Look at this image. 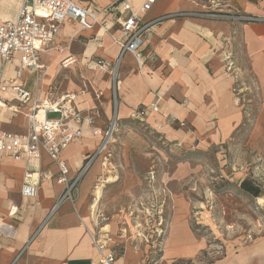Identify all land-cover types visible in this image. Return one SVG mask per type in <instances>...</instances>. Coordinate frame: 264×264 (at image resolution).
Returning a JSON list of instances; mask_svg holds the SVG:
<instances>
[{
    "label": "crops",
    "instance_id": "crops-1",
    "mask_svg": "<svg viewBox=\"0 0 264 264\" xmlns=\"http://www.w3.org/2000/svg\"><path fill=\"white\" fill-rule=\"evenodd\" d=\"M76 1L89 8L97 20L87 17L90 27H84L78 20L63 24L51 49L41 53V63L52 64L56 59L60 63L68 57L75 60L70 64L73 69L77 65L91 66L94 63L96 65L92 68L97 71L98 79L109 73L97 65L98 60L103 59L110 66L117 60L120 53L117 40L122 38L121 21L131 11L119 9L118 0ZM14 2L15 7L12 6ZM130 2L133 10L139 12L145 0ZM210 2L225 10L264 14V0H156L148 12L141 14L142 21L146 23L161 16L170 17L153 23L144 33L139 55L141 70L133 54L126 53L122 58L118 70L122 85L117 86L119 121L130 119L132 108L138 105L157 103L168 116L152 113L147 123L160 122L173 128V125L186 122L198 137L209 138L215 143L228 136L242 121V107L234 92L236 80L226 74L223 55L227 51L236 52L243 61L240 60V63L245 72L264 90V23L238 24L205 17L175 15L207 10ZM20 5L21 0H3L0 3V21L14 18ZM59 47L61 51L57 49ZM45 54L49 55L47 59ZM18 66V58L8 64L4 68V79H15L17 83L23 84L33 99L24 104L12 90L2 94L0 131L24 134L35 100L42 99L51 103L61 100L65 95L50 98L44 92L41 94L39 80L34 81L38 73L25 69L17 77ZM141 72L145 77L140 75ZM33 81L35 83L32 86ZM79 89L76 91L79 92ZM78 99L81 97L67 99L70 100L68 105L76 110L91 109L89 102H79ZM261 108H264V103ZM47 117L50 118L49 114ZM111 117L112 114L107 118L101 116L98 123L104 127ZM98 144V138L87 137L81 143H71L62 152L61 159L67 163L71 174L81 169L87 156L95 152ZM103 157L101 155L95 160L82 179L77 201H67L54 211L63 191V185L56 181L59 172L57 162L46 152H42L39 159L29 162L4 158L0 182V264H101L90 236V233H96L99 229L111 238L109 247L117 253L115 264H137L128 248L120 254L113 244L110 218L105 204L96 194L95 184L99 175H89L97 160L100 172ZM27 169H42L55 176L40 184L36 198L21 194ZM90 191L93 192V199L89 201L87 198ZM94 202L96 210L107 216V220L99 224L91 216ZM121 231L124 233L125 230Z\"/></svg>",
    "mask_w": 264,
    "mask_h": 264
},
{
    "label": "rangeland",
    "instance_id": "rangeland-1",
    "mask_svg": "<svg viewBox=\"0 0 264 264\" xmlns=\"http://www.w3.org/2000/svg\"><path fill=\"white\" fill-rule=\"evenodd\" d=\"M234 55L243 119L228 136L215 143L198 137L186 122L171 128L120 120L108 161L103 158L107 168L100 163L99 172L97 160L89 171L99 175L95 185L102 176L113 179L101 195L112 242L120 254L128 248L137 264H264L258 253L264 243V90ZM117 63L111 66L115 74ZM95 65L73 69L60 61L54 75L38 72L34 81L39 80L41 94L60 98L71 91L107 118L118 87L115 92L111 72L97 79ZM245 179L261 187L262 201L241 189ZM87 199H93L92 191Z\"/></svg>",
    "mask_w": 264,
    "mask_h": 264
},
{
    "label": "built area",
    "instance_id": "built-area-1",
    "mask_svg": "<svg viewBox=\"0 0 264 264\" xmlns=\"http://www.w3.org/2000/svg\"><path fill=\"white\" fill-rule=\"evenodd\" d=\"M2 1L0 0V3ZM118 2L117 7L119 9L131 11V13L121 21L122 38L117 40L120 45L117 61L119 62L126 53H131L135 56L138 68L141 70L139 55L140 47L144 43V33L153 23L163 21L170 16H161L145 23L142 21L141 14L148 12L156 0H145L139 12L133 10L130 0H118ZM175 15L205 17L238 24L264 23V14H247L235 10H225L212 3L204 11L182 12ZM87 17H92L93 21L97 20L89 8L81 6L76 0H21L16 16L0 21V96L12 90L22 103H29L33 99L31 92L23 84L17 83L15 79L6 81L4 68L18 58L17 77H20L25 69L37 73L45 72L47 67L41 63V53L51 49L62 25L70 20H78L84 27H90L91 24L87 22ZM234 57L233 51H227L223 55V60L226 74L234 77L236 84L241 78V74ZM74 61L72 57L66 58L64 60L65 67ZM97 65L101 69L111 72L116 92L117 77L114 69H111L112 65L110 66L103 59L98 60ZM242 91V89L234 86V92L239 100ZM69 101L64 96L61 100L51 103L37 99L31 107L32 110L28 116V128L24 134L0 131V182L2 180L3 160L6 157L15 161L29 162L39 159L42 152H46L57 162L59 172L56 175V181L63 185V191L53 211L67 201L72 203L77 201L82 179L99 156L103 155L104 160L108 161L107 153L119 125V100L117 97L112 117L104 127L98 123L99 116L94 112L95 108L76 110L68 105ZM50 113L60 114V116L50 119L47 117ZM152 113L168 116L157 103H153L132 108L129 118L135 122L147 123V118ZM87 137L98 138L99 144L95 152L87 156L81 169L75 174H71L67 163L61 159V154L71 143H81ZM102 165L104 168L108 166L105 161ZM54 177L50 171L27 169L21 194L24 197L36 198L40 184ZM99 181L96 189L104 185V180L100 178ZM91 216L98 220V224L107 220L105 213L96 210V202L91 206ZM90 236L98 252L99 262L101 264H115L117 253L109 247L110 236L102 234V229L96 233H90Z\"/></svg>",
    "mask_w": 264,
    "mask_h": 264
},
{
    "label": "bare ground",
    "instance_id": "bare-ground-1",
    "mask_svg": "<svg viewBox=\"0 0 264 264\" xmlns=\"http://www.w3.org/2000/svg\"><path fill=\"white\" fill-rule=\"evenodd\" d=\"M20 1V0H19ZM6 3H8V2H6ZM9 3H11V2H9ZM4 5V4H3ZM7 5V4H6ZM12 5H14L13 3H12ZM19 5V4H18ZM5 6V5H4ZM9 6V5H8ZM12 7V6H11ZM15 7V6H14ZM3 8V7H2ZM2 8H1V10H2ZM6 9H9V7H5ZM5 10V9H4ZM6 11V10H5ZM4 11H2V13H3ZM7 12V11H6ZM189 21V20H188ZM184 22V21H183ZM188 22H186L185 24H187ZM189 24V23H188ZM192 27H195V25H193ZM197 27V26H196ZM199 28V27H198ZM93 45V44H92ZM112 45V44H111ZM95 46V45H94ZM96 47V46H95ZM117 47H118V45H117ZM85 48V47H84ZM97 49H99V48H97ZM103 49V48H102ZM101 50V49H100ZM103 51V50H102ZM84 52V51H83ZM83 52H81V53H83ZM85 52H86V50H85ZM94 52V51H93ZM114 52V51H113ZM111 54V53H110ZM113 54V53H112ZM119 56V55H118ZM127 57H129V56H127ZM87 58V57H86ZM131 61V60H130ZM121 62H122V59L121 60H119V62H118V65H119V68H120V65H121ZM58 63H59V60L58 59H56L55 60V62L54 63H52V64H47L46 65V67H47V70L45 71V75H54V71H55V69H56V67H57V65H58ZM66 67H68V66H66ZM119 70V69H118ZM118 70H115V72H116V74L118 73ZM121 70V69H120ZM58 72V71H57ZM100 73V72H99ZM140 75H142V76H144V74L141 72L140 73ZM145 77V76H144ZM118 78V81H117V86H118V84L119 85H122V79L121 78H119V77H117ZM136 79H137V77H135ZM44 79V78H43ZM124 79V78H123ZM142 79H143V77H142ZM161 84V83H160ZM158 87V86H157ZM40 88V87H39ZM65 98H71V99H76V98H78L77 97V95L75 94V93H70L69 94V92H68V94L67 95H65L64 96ZM103 98V97H102ZM101 98V99H102ZM94 107V106H93ZM119 129V128H118ZM41 161V160H40ZM98 162V161H97ZM102 164V163H101ZM96 165V164H95ZM98 165V164H97ZM99 168V167H98ZM91 178H92V176H91ZM102 179L103 178H105V176L103 177H101ZM113 179L112 178H108V179H104V183H107V182H110V181H112ZM87 181H89V180H87ZM92 181V180H91ZM84 191V190H83ZM83 193V192H82ZM102 193H103V190H102V188L101 187H99L97 190H96V194H97V198H101V195H102ZM260 201H262V198L261 197H259L258 198ZM97 202V201H96ZM100 203V202H99ZM99 207V206H98ZM97 207V208H98ZM9 228V227H8ZM92 228V227H91ZM92 230V229H91ZM67 240V239H66ZM83 249V248H82ZM259 252V254L261 255V257L262 258H264V243H262L261 245H260V249L258 250ZM262 261V260H261ZM224 262V261H223ZM260 262V261H259ZM259 262L258 261H256V263L255 264H259ZM228 264H239V263H237V262H235V261H231L230 263H228Z\"/></svg>",
    "mask_w": 264,
    "mask_h": 264
},
{
    "label": "trees",
    "instance_id": "trees-1",
    "mask_svg": "<svg viewBox=\"0 0 264 264\" xmlns=\"http://www.w3.org/2000/svg\"><path fill=\"white\" fill-rule=\"evenodd\" d=\"M240 187L243 191L250 193L254 197H259L263 194L261 187L250 179L243 180L240 184Z\"/></svg>",
    "mask_w": 264,
    "mask_h": 264
}]
</instances>
